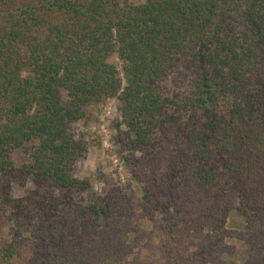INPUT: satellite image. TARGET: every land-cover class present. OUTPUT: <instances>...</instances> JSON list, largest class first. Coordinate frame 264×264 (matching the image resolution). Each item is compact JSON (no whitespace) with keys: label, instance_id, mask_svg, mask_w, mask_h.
Masks as SVG:
<instances>
[{"label":"trees","instance_id":"1","mask_svg":"<svg viewBox=\"0 0 264 264\" xmlns=\"http://www.w3.org/2000/svg\"><path fill=\"white\" fill-rule=\"evenodd\" d=\"M112 99L136 201L75 174ZM227 238L264 252V0H0V264H204Z\"/></svg>","mask_w":264,"mask_h":264},{"label":"rangeland","instance_id":"2","mask_svg":"<svg viewBox=\"0 0 264 264\" xmlns=\"http://www.w3.org/2000/svg\"><path fill=\"white\" fill-rule=\"evenodd\" d=\"M87 121L76 124V133L84 138L87 144L85 154L77 160L75 174L79 179L87 180L92 191L89 197L95 193L102 196L109 186H120L132 199L139 200L141 193L139 185L130 180L124 163L119 160L118 147L114 143V125L119 119L116 100H107L105 103L97 104L85 109ZM26 189L12 187V196L21 197ZM93 194V195H92ZM136 225L137 233L131 242L135 247V253L144 256L148 243L156 244L158 231L156 225L147 222L141 216V211L136 209L132 219ZM244 221L235 209L231 210L227 219L226 228L230 231L243 229ZM2 234L4 239L12 237V228L4 224ZM197 234L193 233L184 238V244L189 251H194L197 244ZM155 258H158L156 253ZM204 264H264V252L251 250L234 238H227L220 247L212 251L206 257Z\"/></svg>","mask_w":264,"mask_h":264}]
</instances>
